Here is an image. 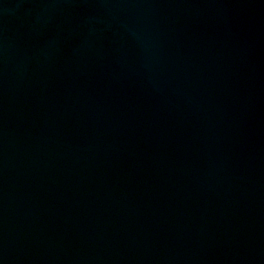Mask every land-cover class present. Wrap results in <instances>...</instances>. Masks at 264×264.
Wrapping results in <instances>:
<instances>
[{"label":"water","instance_id":"water-1","mask_svg":"<svg viewBox=\"0 0 264 264\" xmlns=\"http://www.w3.org/2000/svg\"><path fill=\"white\" fill-rule=\"evenodd\" d=\"M0 264H264V0H0Z\"/></svg>","mask_w":264,"mask_h":264}]
</instances>
